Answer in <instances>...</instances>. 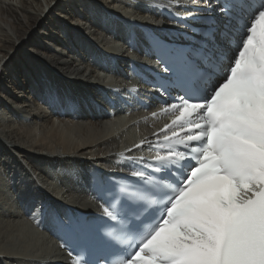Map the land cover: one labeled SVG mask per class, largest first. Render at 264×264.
<instances>
[{"label":"snow or ice","instance_id":"1","mask_svg":"<svg viewBox=\"0 0 264 264\" xmlns=\"http://www.w3.org/2000/svg\"><path fill=\"white\" fill-rule=\"evenodd\" d=\"M219 12L195 63L185 50L162 58L160 87L182 94L161 109L178 113L163 140L133 146L156 148L130 173L142 183L112 193L98 217L59 221L72 264H264V0Z\"/></svg>","mask_w":264,"mask_h":264},{"label":"bare ground","instance_id":"2","mask_svg":"<svg viewBox=\"0 0 264 264\" xmlns=\"http://www.w3.org/2000/svg\"><path fill=\"white\" fill-rule=\"evenodd\" d=\"M173 1L0 0V264L64 261L40 214L92 207L93 165L120 169L115 154L159 126L106 95L134 82L136 26Z\"/></svg>","mask_w":264,"mask_h":264},{"label":"rangeland","instance_id":"3","mask_svg":"<svg viewBox=\"0 0 264 264\" xmlns=\"http://www.w3.org/2000/svg\"><path fill=\"white\" fill-rule=\"evenodd\" d=\"M29 1H31V0H29ZM42 1H43V0H42ZM135 2L139 3V1H135ZM139 4H142V3L140 2ZM94 52H95V51H94ZM94 52H92V55L95 54ZM97 59H98V58H96L95 64L97 63ZM97 71L99 72V70H97ZM105 72H106L105 70H104V73H103L102 71H100L99 74H100L102 77H104V76H106V73H105Z\"/></svg>","mask_w":264,"mask_h":264}]
</instances>
